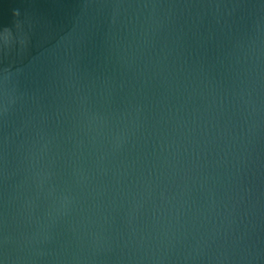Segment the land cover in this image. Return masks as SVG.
<instances>
[{"label": "water", "instance_id": "obj_1", "mask_svg": "<svg viewBox=\"0 0 264 264\" xmlns=\"http://www.w3.org/2000/svg\"><path fill=\"white\" fill-rule=\"evenodd\" d=\"M0 264H264V0H0Z\"/></svg>", "mask_w": 264, "mask_h": 264}, {"label": "clouds", "instance_id": "obj_2", "mask_svg": "<svg viewBox=\"0 0 264 264\" xmlns=\"http://www.w3.org/2000/svg\"><path fill=\"white\" fill-rule=\"evenodd\" d=\"M14 15L18 17V16L20 15L19 11H18V10H15ZM5 32L11 34L10 30H6ZM20 43H21V45H23V44H24V40L21 39V40H20ZM6 45H7V44H6Z\"/></svg>", "mask_w": 264, "mask_h": 264}]
</instances>
